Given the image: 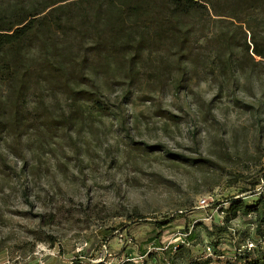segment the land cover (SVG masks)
<instances>
[{"label": "rangeland", "instance_id": "obj_1", "mask_svg": "<svg viewBox=\"0 0 264 264\" xmlns=\"http://www.w3.org/2000/svg\"><path fill=\"white\" fill-rule=\"evenodd\" d=\"M132 1L0 0V12L57 2V56L86 65L27 92V106L0 90V262L124 264L155 236L170 247L200 223L178 257L187 264L207 258L211 224L200 221L212 212L222 222L233 198L264 201V62L251 57L264 0H195L200 11L178 19L183 50L158 40L137 52V33L152 30L125 14ZM63 83L82 94L74 100ZM262 217L231 220L221 261L249 243L264 249L253 230L264 232ZM170 252L145 264L167 263Z\"/></svg>", "mask_w": 264, "mask_h": 264}, {"label": "trees", "instance_id": "obj_2", "mask_svg": "<svg viewBox=\"0 0 264 264\" xmlns=\"http://www.w3.org/2000/svg\"><path fill=\"white\" fill-rule=\"evenodd\" d=\"M57 4V2L53 3L43 10L29 11L25 7H18L10 11L0 12V90L7 91L8 99L11 105L15 107L27 106L30 100L26 93L36 91L40 85L50 87L52 78L67 80L70 75L81 76L84 72L86 65L83 60L75 61V59L57 56L59 49L55 48L54 38L61 34L64 29L61 17L63 8L56 6ZM49 7L52 8L49 9ZM201 7L203 6L195 0L132 1L125 10V14L135 20L142 19L147 23V28L152 30L151 37L148 36V32L137 33L139 39L135 45L138 48L136 52L142 42L152 46L158 40H165L166 42L173 40L177 48L183 50L185 34L178 27V19L200 11ZM47 9L49 11L45 13ZM118 32L117 29L113 30V33ZM251 44V57L258 58V63L264 62V38L262 41L256 42L253 36L251 37ZM249 50L250 46L245 44L244 52L247 56ZM33 52L35 54H32ZM35 75L38 76L35 77ZM63 85L64 88L68 86H65L66 83ZM68 92L74 100L82 94L75 93L70 87ZM259 201L249 205L244 203L241 198H233L225 209V217L221 224L213 223L206 231L207 236L211 239L209 242L212 251L211 256L204 259L194 257V259L187 260V264H264V249H261L257 254V252L247 251V245L243 248L244 250L239 249L237 251L234 259L221 261L216 255V250L221 246L220 239L230 231L231 220L238 218V216L246 217L261 213L263 217L259 219V224H264V201ZM259 208H262V211ZM193 225L194 229H197L200 223L194 222ZM253 230H255L257 240L264 242V232H260L255 223H253ZM195 232L194 230L186 239L192 246L195 242ZM158 238L157 235L152 240ZM189 249L191 248L185 245H178L173 257H168L167 263L157 261L156 264H177L178 257L185 256ZM154 257L155 254L148 255V258L154 259Z\"/></svg>", "mask_w": 264, "mask_h": 264}, {"label": "built area", "instance_id": "obj_3", "mask_svg": "<svg viewBox=\"0 0 264 264\" xmlns=\"http://www.w3.org/2000/svg\"><path fill=\"white\" fill-rule=\"evenodd\" d=\"M198 206H200L199 208L201 209H204V207L206 208L207 207V202L205 199H202L199 201V204ZM214 213L211 212V214H209L203 221H200L202 224L204 225H208L209 223L212 224L213 222H215L213 220V217H214ZM204 222V223H203ZM217 224H221V222H217ZM194 231V227L193 225L190 226V228L186 229V230H183V231H179L177 234L173 235V242H174V245H172V243L170 244V247H162L161 246V243H160V238L159 237L158 239H154L152 240L149 244V247H147L146 249V252L142 255H138V254H134L133 257L130 256V254H126V257H125V263H129V264H145L146 261L148 260V255L150 254H155V256H159V255H163L164 252H166L167 250H171L170 254H174L176 252V248L178 247V245H185L186 247L188 248H193V246L195 245H191L186 239L188 238V236H190ZM131 243V239H128L126 244H130ZM104 246V249L106 248L105 246L106 245H103ZM254 248V245L252 243H249L247 246H246V249L247 251H252V249ZM204 250L206 251L205 253V256L209 257L211 256V246L209 245V242L208 243H205L204 244ZM104 251V257H110V255L108 253H105L106 250H103ZM104 262L103 259L102 260H99V262H94V263H102ZM0 264H11V262H8V260H5V261H2L0 262ZM104 264H111L109 262H106Z\"/></svg>", "mask_w": 264, "mask_h": 264}]
</instances>
